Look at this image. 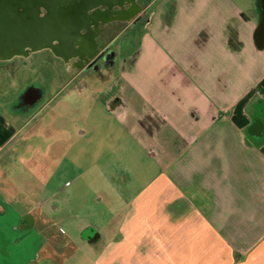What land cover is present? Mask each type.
I'll return each mask as SVG.
<instances>
[{"label": "crops", "instance_id": "1", "mask_svg": "<svg viewBox=\"0 0 264 264\" xmlns=\"http://www.w3.org/2000/svg\"><path fill=\"white\" fill-rule=\"evenodd\" d=\"M140 1L113 64L72 76H87L92 103L71 131L90 134L102 104L137 166L113 230L82 228L91 263L264 264V0ZM19 204L0 195V264L60 255L43 237L49 217Z\"/></svg>", "mask_w": 264, "mask_h": 264}, {"label": "rangeland", "instance_id": "2", "mask_svg": "<svg viewBox=\"0 0 264 264\" xmlns=\"http://www.w3.org/2000/svg\"><path fill=\"white\" fill-rule=\"evenodd\" d=\"M56 1L58 12L45 21L73 29L82 27L89 35L91 25L83 13L88 10L85 2L95 0ZM236 1L241 5L257 3ZM36 2L31 0L25 8L37 14ZM8 9L4 33L21 39L34 27V20L23 23L13 12L19 11ZM43 10L49 16V9ZM124 24H111L106 35L116 50L119 43L133 38V27L120 32ZM56 32L60 30L52 33ZM75 70L52 48L36 50L30 58L17 54L0 58V195L20 209V200L27 196L31 209L49 217L46 231L43 220L35 227L45 231L43 237L60 255L48 254L41 264L54 259H59V264H92L97 254L85 243L82 228L93 225L104 234L110 233L116 225L112 215L120 209L119 199L136 191L135 185L131 186L136 163L129 159L121 132H112L106 125L102 104L95 107L90 134L71 131L72 122L86 124L92 103L86 93L87 76L80 73L72 77Z\"/></svg>", "mask_w": 264, "mask_h": 264}, {"label": "water", "instance_id": "3", "mask_svg": "<svg viewBox=\"0 0 264 264\" xmlns=\"http://www.w3.org/2000/svg\"><path fill=\"white\" fill-rule=\"evenodd\" d=\"M118 1L123 0H95L91 3L85 2V8L89 11L91 8L102 5L111 7ZM128 1L134 2L137 0ZM29 2H31V0ZM29 2L27 0H0V58L7 59L15 54L23 53L26 46H31L34 49L49 46L59 53V55L67 59V57L70 58L76 56V54L81 55L83 50L77 47L78 44L82 46L88 44L87 54L89 58L94 57L96 53V43L95 32L93 30L88 35L80 33V31L84 29L82 27L78 29L62 27L57 21L48 24L45 20H52L53 15L58 12V8H54L55 3L57 4L56 0H37L35 3L38 8L37 14L34 10L32 11L29 8H25ZM8 8H15V10L19 11V13H16L13 10L14 14L18 15L21 20L24 21L23 23L34 20V27L28 30L21 39L4 33V27L7 25L6 18L10 14ZM44 8L49 9V16H46L43 10ZM87 11L83 13V17L88 20V26L100 15H107L104 10H96L94 15L89 14ZM44 14L46 17H44ZM38 19L41 20L40 23L42 22L40 27ZM54 29L60 30V32L52 33ZM55 40H57V42H55ZM256 42L259 47H264V24H261L257 29Z\"/></svg>", "mask_w": 264, "mask_h": 264}, {"label": "flooded vegetation", "instance_id": "4", "mask_svg": "<svg viewBox=\"0 0 264 264\" xmlns=\"http://www.w3.org/2000/svg\"><path fill=\"white\" fill-rule=\"evenodd\" d=\"M141 6L139 5V0L134 2H129L128 0L118 1L113 6L109 7L107 5L98 6L95 8H91L88 13L92 14L95 13L96 10H104L105 16L100 15L98 18L92 21L91 23V29L95 32V43H96V53L94 57L89 58L87 54L88 50V44L82 46L81 44H78L77 47L80 50H83L81 55L76 54V56L73 57H67L64 58L62 55H59L55 51V54L58 55L60 58H64L67 62H71L72 65L75 66V68L80 69L83 71L84 74L87 72H94V71H100L104 68H108L113 64L114 57L116 56V48L111 45V41H108V36H106L109 33V27L113 23H122L123 21L126 22L128 18L132 17L134 12L138 9H140ZM140 17H136L134 21H140ZM133 21V22H134ZM123 22V23H124ZM82 34H86L87 30L83 29L81 31ZM57 42V40H55ZM44 48H51L49 46ZM42 48L34 49L31 46H26L23 53H19L17 55L22 56L23 58H30L32 53L36 50H39ZM15 56V55H14ZM11 57L7 58L10 59ZM2 59V58H1ZM90 234V235H88ZM87 235L92 237V233H88Z\"/></svg>", "mask_w": 264, "mask_h": 264}]
</instances>
